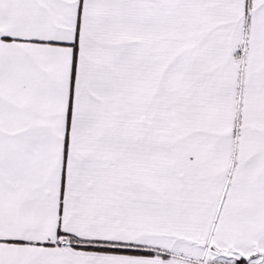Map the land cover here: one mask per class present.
Wrapping results in <instances>:
<instances>
[{
	"label": "snow or ice",
	"instance_id": "snow-or-ice-1",
	"mask_svg": "<svg viewBox=\"0 0 264 264\" xmlns=\"http://www.w3.org/2000/svg\"><path fill=\"white\" fill-rule=\"evenodd\" d=\"M0 264H264V0H0Z\"/></svg>",
	"mask_w": 264,
	"mask_h": 264
}]
</instances>
